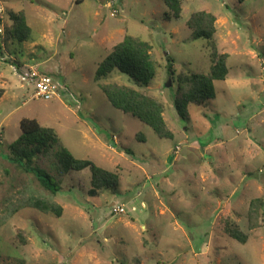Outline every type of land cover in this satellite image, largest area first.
<instances>
[{
  "label": "rangeland",
  "instance_id": "1",
  "mask_svg": "<svg viewBox=\"0 0 264 264\" xmlns=\"http://www.w3.org/2000/svg\"><path fill=\"white\" fill-rule=\"evenodd\" d=\"M203 10L217 18L229 74L205 106L190 105L188 120L175 107L178 77L211 68L208 40L192 39L187 24ZM10 11L26 15L29 40L5 39ZM0 18L8 78H0V264H264V222L248 223L251 200L264 198V0H183L179 19L162 0H0ZM126 35L153 47L157 75L145 91L163 102L173 138L107 101L102 84L140 89L130 76L114 70L96 80L98 63ZM31 66L52 77L57 98L33 97ZM22 119L55 129L75 157L118 173L119 191L91 197L89 170L60 174L51 155L40 164L63 189L44 190L8 157ZM31 196L54 199L62 216L25 207ZM116 204L126 212L113 213ZM228 219L248 233L245 244L228 235Z\"/></svg>",
  "mask_w": 264,
  "mask_h": 264
},
{
  "label": "trees",
  "instance_id": "2",
  "mask_svg": "<svg viewBox=\"0 0 264 264\" xmlns=\"http://www.w3.org/2000/svg\"><path fill=\"white\" fill-rule=\"evenodd\" d=\"M168 7L171 16L179 19L183 12V0H162ZM239 3L245 0H237ZM12 24L7 29L6 40L10 38L18 41H26L31 37V28L27 23L23 12H9ZM216 16L207 11L194 12L187 24L191 29L192 39H206L212 48L210 53L211 68L208 74L192 73L181 74L178 77L179 97L175 101L178 115L182 119H190L189 107L205 106L206 102L216 96V81H223L229 74L227 53H221L216 48L215 34ZM1 24V18H0ZM4 44L0 38V52ZM152 45L139 37L126 35L122 41L117 43L111 52L98 63L96 80L108 76L114 70L127 74L140 88L118 83L100 85L107 101L114 108L130 114L150 127L160 138H173V131L169 128L165 117V107L162 101L148 94V88L157 75V61L152 55ZM173 58L168 57L170 75L174 78ZM1 75V68H0ZM5 89L0 87V98L3 97ZM22 133L18 139L9 147V160L22 171L32 174L39 181L41 187L57 196L63 189L60 180L53 175L52 171L44 168L40 161L50 155L54 158L52 167L60 174L71 172H90L89 195L97 197L104 191L113 194L120 189V177L118 173L105 169L91 159L75 157L70 150L63 145L58 133L51 127L42 126L35 119L21 120ZM25 207L33 208L43 214L55 215L60 218L63 207L54 199L45 196H31L24 203ZM264 222V198L251 200L248 209V223L251 229L258 228ZM225 230L230 237L241 244L248 241L249 235L240 225L228 219ZM16 239L26 243L23 232H18Z\"/></svg>",
  "mask_w": 264,
  "mask_h": 264
},
{
  "label": "built area",
  "instance_id": "3",
  "mask_svg": "<svg viewBox=\"0 0 264 264\" xmlns=\"http://www.w3.org/2000/svg\"><path fill=\"white\" fill-rule=\"evenodd\" d=\"M0 33H3V28L0 27ZM28 80L34 85V98H42L44 100H53L60 95V88L49 75L42 72L38 66L29 68ZM112 212L121 214L126 212L124 205H113Z\"/></svg>",
  "mask_w": 264,
  "mask_h": 264
},
{
  "label": "crops",
  "instance_id": "4",
  "mask_svg": "<svg viewBox=\"0 0 264 264\" xmlns=\"http://www.w3.org/2000/svg\"><path fill=\"white\" fill-rule=\"evenodd\" d=\"M1 77H3L6 81L8 80V78L2 73V71H1V75H0V78ZM1 86H4V84L3 85H1ZM3 88V87H2ZM5 89V88H4ZM2 98V97H1Z\"/></svg>",
  "mask_w": 264,
  "mask_h": 264
}]
</instances>
